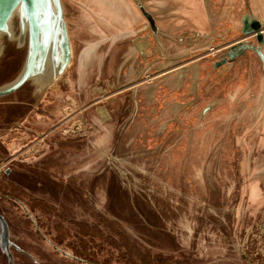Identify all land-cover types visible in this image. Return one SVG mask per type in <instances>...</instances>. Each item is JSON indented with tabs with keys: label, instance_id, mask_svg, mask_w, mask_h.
I'll return each mask as SVG.
<instances>
[{
	"label": "rangeland",
	"instance_id": "rangeland-1",
	"mask_svg": "<svg viewBox=\"0 0 264 264\" xmlns=\"http://www.w3.org/2000/svg\"><path fill=\"white\" fill-rule=\"evenodd\" d=\"M256 1L60 0L68 72L0 97V264H117L99 236L91 261L57 245V223L160 264H264V42L244 27L254 18L264 35ZM16 20L0 36V87L24 64ZM149 100L157 131H131L125 162L104 139Z\"/></svg>",
	"mask_w": 264,
	"mask_h": 264
},
{
	"label": "water",
	"instance_id": "water-1",
	"mask_svg": "<svg viewBox=\"0 0 264 264\" xmlns=\"http://www.w3.org/2000/svg\"><path fill=\"white\" fill-rule=\"evenodd\" d=\"M139 9L150 18L140 2ZM20 17V41L27 33L29 53L20 74L10 83L0 87V97L10 95L19 90L26 82L38 78L52 82L66 70L71 59V48L62 14L60 0H53L50 8L37 6L34 0H0V36L11 37L10 23L15 14ZM245 32H254L259 43L264 42L261 23L254 19L244 21ZM264 68V54L254 48ZM51 57V59H50ZM50 60V61H49ZM54 62L48 71L46 64ZM49 65V66H50Z\"/></svg>",
	"mask_w": 264,
	"mask_h": 264
},
{
	"label": "trees",
	"instance_id": "trees-1",
	"mask_svg": "<svg viewBox=\"0 0 264 264\" xmlns=\"http://www.w3.org/2000/svg\"><path fill=\"white\" fill-rule=\"evenodd\" d=\"M14 191L16 188H13ZM0 192H3L2 195L9 196L8 191L6 192L3 188L0 189ZM8 193V194H7ZM17 193L19 194V190L17 189ZM15 197V196H14ZM22 200H26V205L29 208V211L31 213L34 212V205H37V202L39 201L38 199L35 200V198H32L28 194H24V196H21ZM37 221V220H36ZM55 235L53 236V241L59 245L62 246L65 241L67 242L68 248L73 252L75 257L84 259L87 261H91L94 258L90 257V254H87V249L92 252L91 249H97L101 251L100 248L102 246L99 245H93L95 241H97V236H99L100 241H105L107 242V245L111 246L113 248V253L112 255L116 254L115 260L117 264H160L158 255H148L146 252L142 253L140 252L139 249L133 248V245L129 247H126L125 252L120 251L122 248L118 245L120 241L113 239L110 236H106L105 238L101 235V232L99 230L94 229L93 227L91 228V231L84 232L80 231L79 229H64L62 227L61 223H57L56 226L54 227ZM121 240V239H120ZM109 243V244H108ZM120 249H118V248ZM98 250H93L97 251ZM135 254V255H134ZM166 259V257H163ZM95 260V259H94ZM110 258L105 260L103 264H109Z\"/></svg>",
	"mask_w": 264,
	"mask_h": 264
},
{
	"label": "crops",
	"instance_id": "crops-1",
	"mask_svg": "<svg viewBox=\"0 0 264 264\" xmlns=\"http://www.w3.org/2000/svg\"><path fill=\"white\" fill-rule=\"evenodd\" d=\"M256 2H257V7H264V0H257ZM71 63H69V65L67 66L68 68H69ZM82 63H83V61L79 64V66H81ZM67 69H66V71H67ZM64 75H65V73L62 74V78L64 77ZM79 81H80V79H79ZM123 98L126 99L127 96H124ZM67 101H69V100H67ZM118 103H120V101H118ZM152 103L153 102L149 100V102H148L149 108L146 107L145 110L141 111L142 113L140 112V114L142 115L141 118L144 117L142 120L136 122V120L134 118L131 119L132 116L134 117V113H130V111H129L127 114H125L124 118L118 117V119H116V122L111 124L112 126L110 125V130L113 133H111V131H110L109 134L107 135V139L105 138L104 140H106V144L108 147H111V146H109L108 143L110 141H112L113 139L115 140L116 143H114V147L117 150H115V149H111V150L114 151L113 153L116 157L122 158L126 162V160H128L129 157L133 156L134 153L136 152L134 150V146H135V142L137 141V138H135V139L133 138L131 131L137 130L139 128V129H141V133H145L146 135L150 134L151 132L154 133L157 131L156 126H153V122L148 121L149 116L153 113V110H154V108H150ZM131 112H132V110H131ZM158 113L159 112L157 111L156 114H158ZM162 114H165V112H162ZM141 115H139V116H141ZM129 121H130L129 124H131V126H129V127L127 126V128H126V125L128 124ZM122 124H124L123 130H125V131L123 132L124 134L121 135V138H119V135L117 136V134H118V131L121 130ZM172 146L173 145L171 143H168V144L162 146V148L161 147H159V148L161 150H163V148H166L165 150H167ZM147 147H148V150L152 148L150 146H147ZM155 148H157V147H155ZM109 150H110V148H109ZM255 190H256V188H255ZM258 193H259L258 189L256 191H254V190H252V187H251V189H250V200H256V198L259 196Z\"/></svg>",
	"mask_w": 264,
	"mask_h": 264
},
{
	"label": "flooded vegetation",
	"instance_id": "flooded-vegetation-1",
	"mask_svg": "<svg viewBox=\"0 0 264 264\" xmlns=\"http://www.w3.org/2000/svg\"><path fill=\"white\" fill-rule=\"evenodd\" d=\"M15 14H17V20H16L17 27L16 28H17V32L18 33H17V43H16V46L17 47H15V50L16 51H14L13 60L16 61V59H18V55L19 54L22 55V53H24V55H25V57H24V63H25L26 62V59L28 57V53H29L28 36H27V33H26L25 36H24V38L22 39V41H20V32H21V28H20V17H19V13L18 12H15ZM230 52H232V54H235L237 51L232 49ZM71 53H72V51H71ZM50 59H51V57H50ZM53 64H54V62H52V61H51V65H50V62L48 63V65L46 64V68L48 69V71L51 70V67L53 66ZM23 66H24V64H23ZM33 83H34V86H35V93H38L43 88V86L48 83V81H45V80H41L40 81V80H38V78H34L33 79Z\"/></svg>",
	"mask_w": 264,
	"mask_h": 264
},
{
	"label": "snow or ice",
	"instance_id": "snow-or-ice-1",
	"mask_svg": "<svg viewBox=\"0 0 264 264\" xmlns=\"http://www.w3.org/2000/svg\"><path fill=\"white\" fill-rule=\"evenodd\" d=\"M52 2H53V0H34V3L37 6H47L49 8H50Z\"/></svg>",
	"mask_w": 264,
	"mask_h": 264
},
{
	"label": "bare ground",
	"instance_id": "bare-ground-1",
	"mask_svg": "<svg viewBox=\"0 0 264 264\" xmlns=\"http://www.w3.org/2000/svg\"><path fill=\"white\" fill-rule=\"evenodd\" d=\"M233 50H236L237 52L235 53V54H232V52H230L229 53V57L230 58H235V57H238V56H240L241 54H243V52H244V49L243 48H234ZM183 70V69H182ZM181 70V71H182Z\"/></svg>",
	"mask_w": 264,
	"mask_h": 264
}]
</instances>
